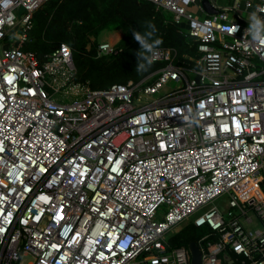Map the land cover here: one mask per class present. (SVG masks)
<instances>
[{
    "label": "built area",
    "instance_id": "1",
    "mask_svg": "<svg viewBox=\"0 0 264 264\" xmlns=\"http://www.w3.org/2000/svg\"><path fill=\"white\" fill-rule=\"evenodd\" d=\"M45 1L0 0V264H192L168 242L188 220L211 229L200 264H264V44L240 2L202 16L201 0H149L197 54L156 46L162 67L93 89L68 43L24 48ZM244 7L264 18V0Z\"/></svg>",
    "mask_w": 264,
    "mask_h": 264
},
{
    "label": "trees",
    "instance_id": "2",
    "mask_svg": "<svg viewBox=\"0 0 264 264\" xmlns=\"http://www.w3.org/2000/svg\"><path fill=\"white\" fill-rule=\"evenodd\" d=\"M104 30L122 32L116 42L118 52L97 54L99 35ZM135 32L141 34L146 44L159 40L161 43L155 47L175 48L177 60H189L197 54V43L184 24L175 23L170 11L157 8L149 0H46L33 14L24 48L44 59L46 53L66 42L72 48L75 79L93 89L104 88L130 79L139 81L164 65V61L148 64L149 51L136 40ZM141 63L146 70L137 71ZM209 232L208 226L197 227L188 220L169 236V246L189 248ZM227 254L228 258L220 256L223 264H250L231 250Z\"/></svg>",
    "mask_w": 264,
    "mask_h": 264
},
{
    "label": "clouds",
    "instance_id": "3",
    "mask_svg": "<svg viewBox=\"0 0 264 264\" xmlns=\"http://www.w3.org/2000/svg\"><path fill=\"white\" fill-rule=\"evenodd\" d=\"M5 6H7V0L5 3ZM262 11H264V9H262ZM249 21H250V26L248 29L245 30V32L248 35H250L253 38V40L259 42L260 44H264V18H261V17L257 16L255 13H253L249 17ZM237 30H238V26H237ZM230 31H232V29H230ZM135 38L137 41H140L141 44L149 52L153 51V48L155 47V45H158L159 43H161V41L157 40V41H155V44H146L145 41L143 40V37L141 36V34L139 32H135ZM154 58H155V53H153L152 57H149L147 59L148 64H151L152 60ZM142 69L146 70L144 63L140 64L137 71H142ZM200 107H203V105L201 104Z\"/></svg>",
    "mask_w": 264,
    "mask_h": 264
},
{
    "label": "crops",
    "instance_id": "4",
    "mask_svg": "<svg viewBox=\"0 0 264 264\" xmlns=\"http://www.w3.org/2000/svg\"><path fill=\"white\" fill-rule=\"evenodd\" d=\"M210 1L211 2L212 1H216L217 4L220 5V6L232 5V4H234V2H240V6H242V8L240 7V11L241 12H239V13H241V15L244 16V14H245V16H247L249 18L251 16V14L255 13V8L254 7H249V8L244 7L245 0H222V1H219V0H210ZM200 5H202L201 2L200 3H195V4H193L191 6V9L195 13H197L199 15H202V16L204 14L206 15V13H207L206 11L205 12H202L200 10V7H199ZM113 32L116 34V37L114 39H111V41L117 42L121 38L122 32L121 31H118V30H115Z\"/></svg>",
    "mask_w": 264,
    "mask_h": 264
},
{
    "label": "rangeland",
    "instance_id": "5",
    "mask_svg": "<svg viewBox=\"0 0 264 264\" xmlns=\"http://www.w3.org/2000/svg\"><path fill=\"white\" fill-rule=\"evenodd\" d=\"M219 1H222V0H219ZM244 16H245V14H244ZM172 17H173V15H172ZM115 37H116V34L113 31L104 30V31H102L100 33L99 40L100 41L111 40V39H114ZM226 202H227V196L226 195H222L218 199H215L214 201H212L210 203V205H217L219 208L224 209L225 206H226ZM205 209L206 208H202L197 213H200V212L204 211ZM187 222L181 224L178 228L180 229L182 227V225H185ZM250 227H254V225H251Z\"/></svg>",
    "mask_w": 264,
    "mask_h": 264
},
{
    "label": "water",
    "instance_id": "6",
    "mask_svg": "<svg viewBox=\"0 0 264 264\" xmlns=\"http://www.w3.org/2000/svg\"><path fill=\"white\" fill-rule=\"evenodd\" d=\"M202 6L207 12V14H211L217 11V9L212 5L210 0H201ZM23 10V7L20 8ZM191 251V261L192 264H200V250L195 242H192L189 246Z\"/></svg>",
    "mask_w": 264,
    "mask_h": 264
}]
</instances>
